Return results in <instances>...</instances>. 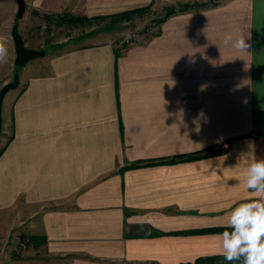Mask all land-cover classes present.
I'll list each match as a JSON object with an SVG mask.
<instances>
[{"label":"crops","instance_id":"obj_1","mask_svg":"<svg viewBox=\"0 0 264 264\" xmlns=\"http://www.w3.org/2000/svg\"><path fill=\"white\" fill-rule=\"evenodd\" d=\"M153 1L26 0L25 12L92 17ZM225 34L250 35V48L226 45ZM20 77L8 118L3 109L0 248L22 236L45 241L0 254V264H180L222 254L230 211L253 197L244 171L264 158V0L176 12L125 51L113 39L73 40Z\"/></svg>","mask_w":264,"mask_h":264},{"label":"rangeland","instance_id":"obj_2","mask_svg":"<svg viewBox=\"0 0 264 264\" xmlns=\"http://www.w3.org/2000/svg\"><path fill=\"white\" fill-rule=\"evenodd\" d=\"M220 0H181L173 2L167 0H154L151 2L143 12L135 14L133 18L112 22V18H96L79 20L78 17H85L79 15H73L65 18L63 21H59V16H52V18H45L41 15H30L27 11L24 13L22 19L16 17L18 10V3L16 0H0V37L4 38L5 46L7 48L6 62L0 63V89L1 87L13 80L16 65L14 63L16 58V52L14 47V41L12 38V28L15 22L22 23L23 36L30 44L43 45L45 52H54L61 46H64L70 41H98L113 39L120 51H125L135 44H143L152 40L155 36L159 35L160 27L166 19H163L168 8L172 7L184 11L188 9L202 8L210 4L218 3ZM189 5L188 7H184ZM187 8L184 10H180ZM176 13V12H175ZM58 15L60 13H57ZM73 16V17H72ZM100 16V15H97ZM93 17V16H92ZM20 30V29H19ZM23 67L19 68V75L22 73ZM23 84L20 83L16 89L9 91L4 99L3 109L6 118L9 117L10 109L14 96L18 90L22 88ZM4 117V116H3ZM9 127V126H7ZM6 135V133H2ZM5 136V137H6ZM4 141L0 144V149L3 148ZM26 237V238H25ZM1 242V235H0ZM20 242H25V246L21 247ZM33 244L29 240V236H22L15 244L14 248L7 246L4 250L0 248V254H9L10 251L18 253L28 249V246ZM1 245V244H0ZM15 255V254H14ZM141 264V263H131Z\"/></svg>","mask_w":264,"mask_h":264},{"label":"clouds","instance_id":"obj_3","mask_svg":"<svg viewBox=\"0 0 264 264\" xmlns=\"http://www.w3.org/2000/svg\"><path fill=\"white\" fill-rule=\"evenodd\" d=\"M251 36H239L233 41L231 34H225L224 43L232 44L237 51L250 48ZM7 48L0 37V63L6 62ZM194 62V61H191ZM203 89V86H202ZM244 183L253 197L238 203L229 214L227 227L219 239L222 255L231 264H264V158H253L244 171Z\"/></svg>","mask_w":264,"mask_h":264},{"label":"trees","instance_id":"obj_4","mask_svg":"<svg viewBox=\"0 0 264 264\" xmlns=\"http://www.w3.org/2000/svg\"><path fill=\"white\" fill-rule=\"evenodd\" d=\"M148 6V5H147ZM147 6H143V7H137V8H133V9H129V10H125V11H121V12H117V13H112V14H106V15H100V16H93L90 18L88 17H78L79 20H86L87 18L92 20V19H96V18H101V19H106V18H112V22H117V21H124V20H128V19H131L133 18V16L135 14H140L141 12H143L145 10V8ZM189 5H185L184 7H188ZM184 9H187V8H183V9H180V10H184ZM179 9H175V8H168L165 16L163 17V19H166L169 15L177 12ZM59 16V21H63L65 18H67V16L69 17L70 14L67 13V12H63V13H60L59 15L58 14H55V15H46V18H52V16ZM73 17V16H72ZM11 138H9L8 141H10ZM8 143V142H7ZM5 146L3 148L0 149V154L1 152L4 150ZM213 151L209 152L208 150L206 151H199V152H196V153H192V154H186V155H181L180 157H177V158H169V159H163V160H157V161H151L150 163H154V162H175V161H178V160H186V159H194V158H197V157H201L203 155H207V154H211ZM142 162H133V163H130L129 165H127V167H135V166H138V165H141ZM226 230L228 231H231L230 228H225ZM26 238V237H25ZM29 240L31 242H36V240H38V242H43L45 241V239L43 238V240L39 237H29ZM180 264H229L228 261H226L223 257L222 254H217V255H206V256H200L198 258H196L194 261H187V262H182ZM231 264H242V261H233L231 262Z\"/></svg>","mask_w":264,"mask_h":264},{"label":"water","instance_id":"obj_5","mask_svg":"<svg viewBox=\"0 0 264 264\" xmlns=\"http://www.w3.org/2000/svg\"><path fill=\"white\" fill-rule=\"evenodd\" d=\"M18 3V10L16 17L21 19L27 8L26 0H16ZM12 38L14 41V47L16 52L15 58V73L13 80L5 83L0 89V138L3 133V103L7 93L13 89H16L20 83L19 68L27 65L29 61L46 54L44 49L30 48L25 44L24 38L19 30V21L15 22L12 28Z\"/></svg>","mask_w":264,"mask_h":264},{"label":"built area","instance_id":"obj_6","mask_svg":"<svg viewBox=\"0 0 264 264\" xmlns=\"http://www.w3.org/2000/svg\"><path fill=\"white\" fill-rule=\"evenodd\" d=\"M26 244H25V242H20V246L21 247H23V246H25Z\"/></svg>","mask_w":264,"mask_h":264}]
</instances>
